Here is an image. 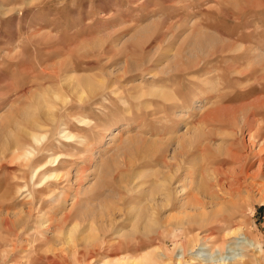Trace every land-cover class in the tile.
Segmentation results:
<instances>
[{"label": "rangeland", "instance_id": "obj_1", "mask_svg": "<svg viewBox=\"0 0 264 264\" xmlns=\"http://www.w3.org/2000/svg\"><path fill=\"white\" fill-rule=\"evenodd\" d=\"M82 81L108 88L92 110L86 108L88 92L78 96L71 89ZM49 91L65 95L68 103L54 100V113L64 115L67 108L88 125L67 119L61 129L72 134L70 142L59 133L52 137L50 127L33 130L44 136L37 146H50L42 155L26 143L29 165H49L59 155L64 158L57 162H66L59 171L67 173L64 187L54 192L58 199H47L36 214L31 185L24 188L29 166L11 153L2 157L1 149L19 131L31 133L25 117ZM80 142L89 144L82 148ZM168 175L173 177L167 184ZM118 192H240L243 200L232 220L248 237L228 239L217 250L214 239L225 228L211 230L208 222L201 229L173 228L178 210L168 206L152 213L163 197L159 193L154 203L146 204L145 195L138 200L146 204V217L162 223L155 234L133 232L126 213L134 204L114 215L109 230L105 209L119 199ZM28 211L32 231L24 225L23 233L5 228L4 219L20 221ZM69 212L71 220L46 231L50 242L42 248L62 250L65 264H72L73 249L91 241L98 246L102 239L114 244L122 235L151 245L128 254L131 261L156 251L167 255L159 264H264V0H0V253L12 244L29 249L34 231L47 230L48 219L57 225ZM186 232L207 242L197 243V251L206 249L198 258L177 260L173 247L185 242ZM15 235L19 239L10 244ZM20 248L8 263L0 257V264H28L19 257L29 251L21 254ZM113 258L124 254H96L92 263Z\"/></svg>", "mask_w": 264, "mask_h": 264}, {"label": "bare ground", "instance_id": "obj_2", "mask_svg": "<svg viewBox=\"0 0 264 264\" xmlns=\"http://www.w3.org/2000/svg\"><path fill=\"white\" fill-rule=\"evenodd\" d=\"M56 79H57V77H56ZM105 88H107V87L102 86L98 83L89 84L86 81H82V82H78L76 85L72 86L71 89L73 91L77 92L76 95H78L82 89L87 91L88 92V100H86V104H88V105H86V108L92 110L99 103L97 101L98 96L102 95V91ZM70 92H71V90H70ZM47 94L49 95V97L43 101V102H46V104L44 103L45 105H42L43 102L41 103L40 99L38 100L36 98L37 100L33 104V106H34L33 111H31V114L28 113L29 115L25 117L26 123H28L29 128H31V133L19 131L18 135L16 137L17 138L16 141H14V143H12L10 145V147H8V148L3 147L6 149H1L2 150V152H1L2 157H5L8 153H11L13 158L23 160V163H21V164L24 167L29 166V168H30L29 180L25 184L24 188H25V190L26 189L28 190L29 189L28 184L31 185L30 186L31 188L29 190L30 191L29 194H30V196H32L31 205H32V209L35 211L36 214L38 212L42 211V207L47 202L46 201L47 199H49L50 197H54V198L57 197V199H58L59 195L54 194V192H57L56 190H60L61 187H64L63 186L64 183L67 182V179L65 178L67 173L63 174L61 171H59V170H62V168H60V167H62L64 165L63 163H66V162L60 163L61 162L60 160L63 159L64 157H59V155H57L58 157H55V159H53V161L50 162L49 165L40 166V164H39L33 168L31 167V165H29V163L26 161V158L30 155V152L25 147L26 143L30 142V144H32V143L35 144L36 148H33V149H36L37 152H39L42 155L43 154L45 155L47 153V148L50 146V144H48L47 142H45L43 144L40 143V146H37V145H39V142H42L41 139H43L44 136H40V135L38 136L37 134H35L33 132V130L37 129V128L40 129V128H44V127H50L51 129L49 128L50 130L48 132H50L52 134V137L59 133V135L62 136L63 140L70 142V140L73 138L72 134L70 132H66V130L63 128L61 129V127H65L64 125L68 122L69 119H74L75 121L77 120L80 124L84 123V124L88 125L82 119H78L77 116H75V114L74 115L71 114L67 108L65 109V112L67 111V113L64 115L63 114L58 115V114L54 113L51 110V108H54V106H55L54 100L61 99L62 104L65 106V104L67 103L65 101V98H64L65 95L60 94L57 91H55V92L49 91ZM42 99H44V98H42ZM83 101H84V99L81 102L83 103ZM45 108L46 109L48 108V110L45 113L41 114V111L44 110ZM81 108H84V107H81ZM213 112H215V111H213ZM209 116H210V114H207L206 117H204V119L207 120L206 118H208ZM58 118L60 119L59 121H58ZM249 121H248V118H246L243 125L245 127H247V124ZM58 124H60V126L58 127V128H60V130L54 134V129ZM93 127H92V129H94ZM38 129H37V131H38ZM92 129L90 128L89 130H92ZM245 130L243 129V131H245ZM19 133H21V134H19ZM49 136H50V134H49ZM251 137H254V135L251 134L250 138ZM82 139H85V138L82 137ZM82 139H79V140H82ZM80 143H81L80 146L82 148H83V146L85 148L89 144V142H86V143L80 142ZM82 148H80V149H82ZM33 154H35V153H33ZM36 155H38V154L36 153ZM60 156H63V155H60ZM59 158H60V160H59V162H57ZM238 158L240 160V157H238ZM235 159H236V157H235ZM30 160H32V159H30ZM236 161H237V159H236ZM24 167H22V169ZM24 171H27V170H24ZM22 177L25 178V176H22ZM172 177H173L172 175L166 176V178L164 179V183L168 184ZM218 186H220V185H218ZM24 188H22V189L24 190ZM135 188H136V186H135ZM22 189H21V191H23ZM62 193H63V191L60 193V196ZM158 193H159V195H161L163 197H161V199L159 201L160 204H158L157 206L153 205V207L151 208L152 213L154 215V214H156V212L159 209H163V208H166L168 206H171L170 208L173 207L172 209L175 208V210H178L179 215H181V217L180 216L175 217L176 220L174 222L170 223V225L173 228L174 227H184L185 230H187L188 229L187 227H189L188 225H197L198 226L197 229H201L202 226L204 227V225L199 226V224H202V222H208L209 229H211V230L214 228H219V230L225 228L226 233L223 235V237H220V238L217 237L216 239H214L215 245L219 244L217 246V250H223L224 249L223 244L228 239H231L234 237H239L240 235L244 236L247 239V237H248L247 232H245L244 228L241 226L240 223L235 222V221H237L236 218L233 219V217L235 215H233V217H232V214L234 212L235 213L238 212V211L233 212V210L238 209V203L243 200L242 196H240V194H241L240 192H185V194H184V192H126L125 194L124 193L119 194V192H118L119 199H117L115 202H113L111 207L105 209L106 213L109 214V216H110V220L107 223L108 228L110 227L109 230H112V228H114V226H113L115 224L114 223L115 219L113 218L114 215L117 212H119L121 209L126 208V206L128 209V206L130 204H134L135 208L130 210V211H127V213H126V217H128L127 219L131 220L135 224L133 226L134 228H132L133 232H136V233L140 232L142 235H145L146 233L147 234H149V233L155 234L156 229L154 227H160L162 225V223H160L155 218H151V217L148 218L149 216L146 217L147 215H146V212L144 210H146V207H145L146 204H148L149 202H153L155 200L156 194H158ZM180 193H183L185 195L184 198H181V199L179 198ZM140 195L146 196V202H145L146 204L143 202L144 203L143 206L141 205L142 203L140 204L138 201ZM66 196H64V197L66 198ZM236 196H238L237 200L235 199ZM225 197L229 198L227 200L228 201L227 203L225 201L220 202L219 204L215 203L216 200H217V202L219 200L223 201L222 199H224ZM65 198L63 200L64 203H65ZM218 205H220L221 207L219 206L220 209L218 207V209L216 210L215 207H217ZM208 207H209V211L206 212ZM59 209L60 208H56L55 209L56 212H58ZM142 210L145 212V215L143 214ZM32 212L33 211L26 212L24 214L25 216H23L20 221L10 222L8 219H4L3 224H4L6 229L12 228V230L20 228L23 225L27 226V224L29 222L33 221V220L30 221V219L33 216ZM71 218L72 217H71L70 212H69V214H64L63 217H61L58 220L57 225L55 222L52 221V219L47 218L49 220V221L47 220V223H48L47 228L48 229L44 230V232H41V233L37 232L38 230L34 231L32 233L33 235L31 237V243H28V244H31L32 246L29 249H25V247L24 248L19 247L21 254H23L27 251H29L28 252L29 254L21 255V257H19V258H22L23 261L25 258H27V261L29 260L28 264H65L64 261L67 260V256L64 255L65 253H63L62 250L54 249L53 247H48L47 250L42 251V248H45V246L50 242V241H47V239H46V235H45L46 231L51 232L50 230L52 228H54V230L58 229L59 227H61V224L67 222L68 220H71ZM232 219L235 221H233ZM140 222L142 224H140ZM150 223L153 224V228L148 229V225ZM185 225H187V226H185ZM27 228L29 230L32 229V227H30V226H27ZM23 231H25V230H23V228H20V232L23 233ZM118 234H116V235H118ZM186 236H187V238H186L184 243H182V242L178 243L177 242L174 244L173 252L174 253L177 252V255H176L177 260H182L187 254H192L193 257L198 258V257H200L201 253L203 251H205V249H206V248H201V249L199 248L198 251L195 249V245H197V243L200 242V244H201L200 246H203V247L204 246L206 247V243H207L204 239L199 238L198 235H193L191 232H186L185 237ZM18 239H19V235H15L14 239L12 240V242H10V244H12L13 242L15 243ZM105 239H107V238H105ZM126 239H127L126 235H122V236H120L119 240L114 244L102 239L100 242V245H98V246L96 245L97 242L91 241L89 243L91 246L88 245L89 247H85L83 250H77L75 248V249H73V251L71 253L72 254L71 255L72 264H93L92 261H93V258L96 254H102L105 257L117 256L119 254H124V258L123 259H114L113 258L112 261H110V262H103V263L98 262L95 264H129V263L130 264L131 263L132 264H159L160 262H163L162 258L167 257L165 252L160 254L156 251H152L150 253H145V254L141 255L140 258L138 259V261H133V260L131 261L130 260L131 257H127L128 254H132V252H134V251L137 252L139 249H140V251L145 250L151 245H145L144 243L138 244L136 242H133L132 240L128 241ZM207 240H209V239H207ZM69 242H70L69 240H66V243H69ZM249 242L253 243V241H251V240H249ZM16 249H17V246L12 244L11 250L8 251V249H7V250L1 252L0 254H2V255H0V257H4L3 261H5V263H8L10 253L15 255ZM48 253L51 255H48ZM21 261L14 260L11 262V264H22ZM27 261L25 260L26 263H27ZM243 264H250V260L244 259Z\"/></svg>", "mask_w": 264, "mask_h": 264}]
</instances>
